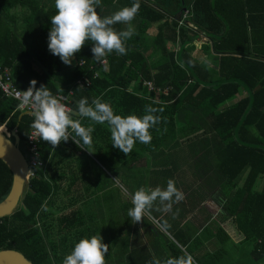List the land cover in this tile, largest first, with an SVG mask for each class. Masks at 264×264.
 Segmentation results:
<instances>
[{
  "label": "trees",
  "instance_id": "16d2710c",
  "mask_svg": "<svg viewBox=\"0 0 264 264\" xmlns=\"http://www.w3.org/2000/svg\"><path fill=\"white\" fill-rule=\"evenodd\" d=\"M132 2L99 0L97 12L110 16ZM137 2L138 10L128 22L133 34L123 41L126 53L106 52L102 59L108 65L105 71L93 59L90 44L74 55L70 65L50 54L47 35L54 5L47 9L38 0H0V67L10 71L21 91L27 90L32 80L37 88L47 86L56 98L71 91L70 117L85 127L92 124L87 147L93 146L104 164L110 157L102 153L116 150L109 144L108 125L80 117L76 111L79 99L86 98L90 104L99 97L121 116H141L149 105L156 108L154 115L161 120L149 129L147 144L134 142L135 159L162 149L173 154L183 142L203 145L200 165L207 164V169L200 176L206 178L205 188L193 190L192 195L202 201L206 196L215 197L221 208L220 222H229L238 241L246 245L247 256L264 264V184L257 187L259 178L264 177V0ZM112 27L121 31L127 24ZM81 61L84 67L79 66ZM91 65L97 67L98 78H93ZM82 78L89 79L91 86L75 85ZM146 82L153 83L159 94L150 93ZM242 91L245 95L238 99ZM18 107L17 100L0 91V126L19 137V147L26 153L33 116ZM66 144L73 146L74 164H84L71 139L54 148L41 140L39 159L46 167L35 170L15 212L0 219V251H18L33 264H60L74 242L97 233L70 195L71 187H61L51 175ZM12 182L11 171L0 161V202L8 196ZM177 231L169 232L171 239L163 247L154 248L156 259L163 258V248L171 251L172 257L181 255L180 245L192 255L194 264H225L223 245L232 242V237L220 225L216 234L208 227L200 234L192 228ZM212 239L220 242L216 252L198 257V249ZM143 248L147 258L136 264L154 259ZM135 251L141 253V249ZM128 257L137 258L135 254Z\"/></svg>",
  "mask_w": 264,
  "mask_h": 264
},
{
  "label": "clouds",
  "instance_id": "9594fccd",
  "mask_svg": "<svg viewBox=\"0 0 264 264\" xmlns=\"http://www.w3.org/2000/svg\"><path fill=\"white\" fill-rule=\"evenodd\" d=\"M98 2L99 0H54L56 11L49 17L47 49L65 65L71 64L74 55L79 53L85 44L91 45L93 59L98 62H102L106 52L114 51L117 55L126 53L123 41L133 34V27L128 22L138 10L137 0L110 16L97 12ZM116 23L127 24V29L114 30L112 25ZM36 83L35 80L30 81L27 90L20 91L17 95L20 96L21 107L30 105L33 109L30 128L39 139L53 148L70 138L78 147L81 144L89 145L94 130L92 124L85 127L79 120L72 119L70 110L50 93L48 87L41 84L37 88ZM76 111L80 117H86L93 123L106 122L110 131L111 146L124 154L132 149L134 142L147 144L151 140L149 129L161 120L159 115H154L157 109L150 105L145 106V114L141 116L114 114L111 106L99 97L92 99L90 104L86 98H80ZM183 199L184 194L172 179H168L163 188L140 186L131 194V207L127 209V216L132 224H136L142 220L154 202H158L162 213H167L171 211L174 203ZM177 246L181 248V255L163 260L154 258L149 264H194L192 255L180 245ZM107 252L108 246L102 242V237L91 235L74 242L70 252L62 257L60 264H105Z\"/></svg>",
  "mask_w": 264,
  "mask_h": 264
},
{
  "label": "rangeland",
  "instance_id": "374dc122",
  "mask_svg": "<svg viewBox=\"0 0 264 264\" xmlns=\"http://www.w3.org/2000/svg\"><path fill=\"white\" fill-rule=\"evenodd\" d=\"M116 11V10H115ZM153 30V29H152ZM151 30V31H152ZM190 150L184 156H193L197 150V147L203 148L204 146H199L198 144H193L192 146H187ZM187 150H184L186 153ZM204 150H202V156L204 155ZM172 156L180 157L179 151H176L174 154L169 152L166 153V158H173ZM88 162L92 164L96 173L100 174V180H97L102 185V190L98 195L96 200H94V195L90 202H87L89 209L92 210V213L100 212V217L102 219V225H96L95 220L88 221L91 227L95 226L97 228V233L94 235H100L102 237V242L108 246V252L105 254V264L113 262L114 264H132L138 261L143 262L147 258L146 250L141 247V253L139 251H135V246L144 244V247L148 250L149 254L155 258V249L158 248L159 244L163 247V244L167 242V240L171 239L170 230L164 225L165 223L162 220H158V217L155 211L159 208L158 202H154L151 208L147 209L146 215L143 216L142 220L136 224H132L127 216V209L131 207L130 198L131 194L140 186L145 187H156L160 186L161 188L166 186V181L168 179L174 180L175 184L181 186L182 193L184 194L183 203L187 201L188 203H192V201L196 200V198H192L191 195L193 192L189 193L191 190L190 185L192 183H198V186L195 190H200L205 188L206 178L200 176L201 173L206 172L207 164L201 167L200 163L197 161H188L187 158L183 160V158H178L177 164L180 165V171L174 175L172 178L169 176L171 173L168 168L170 164L166 165L165 172L162 171V168L158 170H154V165L152 162L146 164V169L139 168V162H135V168L133 171V179L130 177L128 179L121 178L117 175V173L112 169V165L109 163L104 164L101 162L99 155L90 151V157H85ZM174 164V165H177ZM160 164L159 166H162ZM166 174V178L162 179V175ZM178 181V183H177ZM96 182V180H94ZM264 184V177L259 178L257 182V187L261 189ZM182 185L188 187V191H185L186 188H183ZM27 185L25 187V190ZM96 187H91L93 193ZM105 188H107L105 190ZM179 188V187H178ZM180 190V189H179ZM184 191V192H183ZM99 192V191H98ZM213 193L214 190H213ZM87 206V205H86ZM190 206V205H189ZM102 208V209H101ZM185 207H181L183 210ZM97 209V211H96ZM215 209L213 213L215 214ZM153 212V214H152ZM181 214L185 212L180 211ZM179 213V210L174 209L171 215H176ZM157 219V220H156ZM222 218L219 217L218 221H221ZM229 221V220H228ZM140 224L142 225L144 232L140 233V236H136L141 231ZM224 229H232L229 222H225L223 224ZM212 229L216 233H218L217 227H213ZM219 229V228H218ZM167 230V231H166ZM213 231V230H212ZM94 232V228H93ZM227 232L232 237V242H227L223 245L224 249L228 257L227 264H253L251 259L247 256L245 249L246 245L242 244L240 239L235 232L232 230H227ZM234 232V233H233ZM152 233V234H150ZM153 243H151V238ZM134 239V245L132 246V242ZM143 242V243H142ZM175 242V241H174ZM240 243V246H237V243ZM210 243H216L215 249L219 248V241L213 239ZM228 244H233L232 248L236 250L227 249L230 246ZM148 247V248H147ZM151 247V250L149 248ZM251 248V247H250ZM250 248H248L250 250ZM213 250V249H211ZM213 250V251H214ZM135 251V252H134ZM135 254L137 258L128 257Z\"/></svg>",
  "mask_w": 264,
  "mask_h": 264
},
{
  "label": "crops",
  "instance_id": "0c3cea01",
  "mask_svg": "<svg viewBox=\"0 0 264 264\" xmlns=\"http://www.w3.org/2000/svg\"><path fill=\"white\" fill-rule=\"evenodd\" d=\"M38 2L40 3L41 7H46L47 9L52 7V5H54V0H38ZM103 15V14H102ZM245 93L244 91L241 92V95L238 97V99H240L242 96H244ZM237 99V100H238ZM236 100V101H237ZM235 101V102H236ZM199 134H197L198 136ZM196 136H193V138ZM196 139H194L192 142H195ZM102 146H105V142H101L99 143ZM111 144V143H109ZM84 146V145H83ZM79 145V150L77 151L76 155L85 160L84 164H74V159L71 156L73 150V146H71L70 144H66L65 147L62 148L60 156L57 159L56 165L54 166L53 171L51 172L52 177L54 176L53 180H57V184H60L61 187L63 188H67V187H71L70 191V195H73L75 200L77 201V206L81 207V209L85 212L86 217L88 218L87 220H95V224L101 226L102 225V219L100 217V212H95L92 213V210L89 209L87 202H90V200L92 199L93 195H94V200H96L97 195L101 192L104 191L101 189L103 184H100L99 182H97V180H100V174L96 173L94 167H92V164L90 162H88V160L85 157H90V151L94 152L96 155L97 150L93 147V146H84ZM187 146H192L190 145L188 142H183L181 148L178 149H173V154L176 151H179L180 157L177 156H172L173 158L167 159L164 153L167 152H171V151H165L162 149L161 150H157L153 153H145L144 155L140 156V158H136L134 157L133 154V147L132 149L127 153L124 154L122 153L119 149L113 150L111 152H106L104 151L102 154L107 153L110 157V162L109 165H112V169L117 173L118 176H120L121 178H125L128 179V177L131 178V180L133 179V171L135 168V162H139V168L140 169H146V164H149L150 162H152V165H154V170H158L162 168V171L165 172L166 169V165H168V163L170 164V166L168 167L171 171V173L169 174V176H174L176 175L181 168H178V170H174V167H181L180 165L177 164L178 162V158H183V160H185V158H187L188 161H197L198 163H200V158H201V154H202V148L197 147L196 150L197 152L193 155V156H184V154L188 155L189 152V148ZM203 146V145H201ZM184 150L187 152L184 153ZM76 151V150H75ZM101 155V154H100ZM160 164H163L162 166H159ZM177 164L178 166L174 165ZM62 176V178L60 179L59 176ZM166 177V174L163 173L162 175V179ZM94 180H96V182H94ZM178 183V181H177ZM181 190V186L177 185ZM183 188H186L185 191H188V187H186L185 185H182ZM198 186V183H192V185H190L191 190H189V193L192 192L193 190H195ZM91 187H96L93 191L90 189ZM107 188H105L106 190ZM99 191V192H98ZM184 192V191H183ZM61 193V192H60ZM192 198H196V200L192 201V203H188L187 201L185 202V204L183 203V201H179L177 203H174L172 205V209L170 212L167 213H162L159 208L157 209V217L158 220H162L165 224V226L170 230V231H174V232H178L177 230H184L186 231V229L188 228H192V231L195 232L196 234H200L203 229L205 227H208L210 229L211 233L216 234V232L214 231V229H212L211 224L213 225V227H217L216 229L218 230L219 225L223 228L225 227L220 221H218L220 214H221V208L219 206V203L217 201V199L213 196H206V198L202 201V199L198 196H193L191 195ZM62 201L59 202V204H61ZM87 205V206H86ZM190 205V206H189ZM185 207L186 212L184 214H181L180 211H182L181 207ZM102 209V208H101ZM174 209L179 210V213L176 215H171L174 211ZM217 209L215 211V214L213 213V211ZM97 211V209H96ZM157 220V219H156ZM217 222H216V221ZM220 223V224H218ZM140 228L143 229L142 225L140 224ZM213 230V231H212ZM224 230H232V229H224ZM144 232V229H143ZM190 232V231H189ZM141 231L139 232V236H140ZM141 237V236H140ZM151 238V237H150ZM213 240V239H212ZM210 240V241H212ZM210 241L206 242L202 247H200L198 249V251L196 252V255L198 257H201L202 255H204L206 252H216L215 249V245L216 243H210ZM143 243V242H142ZM134 245V239L132 242V246ZM230 247L227 249H231L233 244H228ZM241 244L238 242L237 246H240ZM141 247H144V244L140 245L138 248V245L135 246L136 249H141ZM213 249V250H211ZM163 254H161V256H163V258H161L160 260H163L165 258H168V256L172 257L171 255V251H167L166 249L163 248ZM232 250H236L235 248H232ZM225 258L223 260V262L225 264H227L228 259L226 257L227 253L224 254ZM253 264H262L259 263L257 261H253ZM223 264V263H222Z\"/></svg>",
  "mask_w": 264,
  "mask_h": 264
},
{
  "label": "water",
  "instance_id": "95a60500",
  "mask_svg": "<svg viewBox=\"0 0 264 264\" xmlns=\"http://www.w3.org/2000/svg\"><path fill=\"white\" fill-rule=\"evenodd\" d=\"M9 138L0 129V161L13 175V182L8 196L0 202V219L12 215L20 205L25 187L28 183V153L19 147V137L13 134ZM0 264H33L18 251H0Z\"/></svg>",
  "mask_w": 264,
  "mask_h": 264
},
{
  "label": "built area",
  "instance_id": "2783aa9c",
  "mask_svg": "<svg viewBox=\"0 0 264 264\" xmlns=\"http://www.w3.org/2000/svg\"><path fill=\"white\" fill-rule=\"evenodd\" d=\"M186 18V15H185ZM101 66L102 69H104L105 71L108 68L107 62L106 60H103L102 62H100L99 64ZM80 67H84L85 66V62L81 61L79 63ZM96 66L91 65L90 66V71L93 73V78H98L99 77V72L98 70L96 71ZM75 85L79 86L80 88H88L91 86V81L87 78H82L79 79ZM144 86L147 87L148 91L151 92H155L156 94H159V90L154 86L153 83L151 82H146L144 83ZM0 91L4 94V96L6 98H11L14 100H17L19 102V107L18 110L24 114H31L33 109L31 108L30 105H25L23 107L20 106V96L17 95L18 92H20L21 90H19L13 80H12V76L10 74V71L8 69H2L0 67ZM168 92V90H165L164 93L166 94ZM72 92L70 91L68 93V95H57V99L59 102H61L62 104H64L66 106L67 109L70 110L71 113V108L69 106L70 103V97L72 96ZM1 131L6 134L9 138H11L13 136V134H11L10 132H8L7 128L5 125L0 126ZM71 139V138H70ZM40 143L41 140L39 139V136L35 133L34 130H31L27 143H26V150L28 153V166H29V170H28V177L27 180L29 181L32 177L35 176V170L39 169L41 167H46L45 164H43L41 162L40 158Z\"/></svg>",
  "mask_w": 264,
  "mask_h": 264
}]
</instances>
